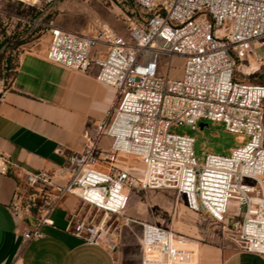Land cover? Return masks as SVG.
I'll return each mask as SVG.
<instances>
[{"label": "built area", "instance_id": "obj_1", "mask_svg": "<svg viewBox=\"0 0 264 264\" xmlns=\"http://www.w3.org/2000/svg\"><path fill=\"white\" fill-rule=\"evenodd\" d=\"M134 1L146 16L130 24L127 37L109 27L84 34L49 26L46 58L82 73L96 66V79L114 87L117 98L85 132L81 152L53 170L25 174L29 190L10 212L34 219L23 237L36 240L61 201L74 196L97 212L73 223L72 233L86 244H111L121 228L109 223L115 215L142 225L141 264H195L196 239L127 215L136 191L173 189L192 211L216 220L237 248L264 255V83L236 75L264 46V0ZM177 59L180 77L171 74ZM201 120L249 139L230 155L208 153L199 162L195 137L171 129H196ZM14 165L10 153L0 152V174Z\"/></svg>", "mask_w": 264, "mask_h": 264}, {"label": "crops", "instance_id": "obj_2", "mask_svg": "<svg viewBox=\"0 0 264 264\" xmlns=\"http://www.w3.org/2000/svg\"><path fill=\"white\" fill-rule=\"evenodd\" d=\"M59 26L70 30L64 23ZM120 33L129 35L125 29ZM47 50L24 52L11 86L0 95V152L10 153L15 164L13 172L0 174V264H141L140 230L124 229L117 248L89 245L72 233L86 206L74 196L61 201L50 215L53 224L42 225L44 236L36 240L23 237L34 219L9 210V204L29 190L22 182L25 174L53 170L68 155L81 152L85 132L106 117L117 98L114 87L96 79V66L77 72L49 61ZM98 51L106 52L105 46ZM245 64L254 66L253 78L264 83V46H256ZM137 205L134 201L130 207L133 216ZM194 236L199 249L195 264H264V255L240 250L227 235Z\"/></svg>", "mask_w": 264, "mask_h": 264}, {"label": "rangeland", "instance_id": "obj_3", "mask_svg": "<svg viewBox=\"0 0 264 264\" xmlns=\"http://www.w3.org/2000/svg\"><path fill=\"white\" fill-rule=\"evenodd\" d=\"M144 16L146 14L134 0H54L52 2L3 0L0 4V95L11 86L24 52L39 51L49 47L48 28L51 24L59 26L60 23H64L70 30L85 33H94L101 27H109L117 33L125 29L129 33L130 24ZM172 64L175 68L171 74L180 77L182 60H174ZM241 68L242 66L238 67L236 74L241 80L262 82L253 78L254 66L245 64L244 71ZM201 124L204 126L202 127ZM171 131L195 137V155L199 162H203L208 153L230 155L232 149L245 144L249 139L247 136L229 132L223 123L210 120L199 121L196 129L191 126H174ZM109 143L110 139L103 138L102 146H108ZM134 201L138 203L136 216L130 214V207L133 206ZM141 212L145 214V220L141 218ZM84 214L95 217L97 212L85 206ZM127 215L138 221L173 227L179 233L194 239L196 238L194 235L203 232L209 235L220 234L224 237L227 235L211 216L188 208L184 196L173 189L136 191L132 194ZM99 217L101 214L97 216ZM109 223L121 226L113 242L108 245L112 248L118 247V240L124 229L133 227L135 232L140 230L139 235L142 232L141 224L136 222L126 224L124 218L118 220L115 215L110 217Z\"/></svg>", "mask_w": 264, "mask_h": 264}, {"label": "bare ground", "instance_id": "obj_4", "mask_svg": "<svg viewBox=\"0 0 264 264\" xmlns=\"http://www.w3.org/2000/svg\"><path fill=\"white\" fill-rule=\"evenodd\" d=\"M244 65H245V64L243 63L242 68H241L243 71H244V68H243ZM136 223H139V222H136ZM139 224H140V223H139Z\"/></svg>", "mask_w": 264, "mask_h": 264}, {"label": "water", "instance_id": "obj_5", "mask_svg": "<svg viewBox=\"0 0 264 264\" xmlns=\"http://www.w3.org/2000/svg\"><path fill=\"white\" fill-rule=\"evenodd\" d=\"M201 126L203 127V126H204V124H201Z\"/></svg>", "mask_w": 264, "mask_h": 264}]
</instances>
